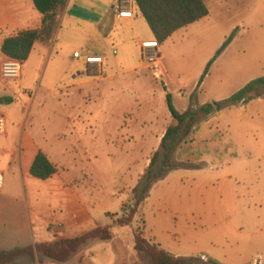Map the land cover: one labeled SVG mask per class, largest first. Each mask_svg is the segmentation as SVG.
Here are the masks:
<instances>
[{
  "label": "rangeland",
  "instance_id": "rangeland-1",
  "mask_svg": "<svg viewBox=\"0 0 264 264\" xmlns=\"http://www.w3.org/2000/svg\"><path fill=\"white\" fill-rule=\"evenodd\" d=\"M89 1L78 0L63 15L53 48L44 54L47 61L27 67L28 78L43 73L45 87L59 89L46 98L51 109H57L58 100L66 101L72 123L63 125L57 110L51 112L57 123L51 130L66 132L72 145L69 176L78 180L74 185L80 182L72 188L55 177V186L34 201L44 221L56 226L66 223L78 197L89 203L93 221L60 234L47 225L49 241L105 225H111L112 238L87 241L64 263L41 257L32 264H150L147 255L134 250V231L148 244L181 257L211 253L223 264H245L261 256L264 262V97L244 105L220 104L264 76V6H256L260 12L249 29L238 27L239 36L214 59L197 87L207 62L233 31L236 23L227 15L239 0H203L209 14L177 30L156 51L136 44L154 40L140 14L134 25H122L114 20V10L106 9L116 0H98L93 8ZM75 51L82 57L75 58ZM88 53L104 56L103 72L90 66L80 78ZM165 88L180 113L193 94L195 106H218L173 156L176 163L202 169L169 171L130 225L121 227L106 213L122 216V205L134 203L131 191L174 123Z\"/></svg>",
  "mask_w": 264,
  "mask_h": 264
},
{
  "label": "crops",
  "instance_id": "crops-1",
  "mask_svg": "<svg viewBox=\"0 0 264 264\" xmlns=\"http://www.w3.org/2000/svg\"><path fill=\"white\" fill-rule=\"evenodd\" d=\"M235 1L234 3H236ZM76 2L78 0H67L65 9L58 17L59 23L63 15ZM96 3H98V0H90V8L96 7ZM259 4L264 6V0H239V4L233 6L234 8L232 7L233 11L228 10L227 16L229 20L232 24L236 23L232 26V29H235L236 32H238V27L241 30L245 28L249 29V25L255 21L254 18L259 15V9L255 10ZM116 5H119L121 10H130L133 16L131 18H121L114 11L112 14L114 20L122 25H134L137 21L135 15L138 12L133 1H112L106 4V9L111 8L113 10ZM131 6L135 9L131 8ZM262 19L261 23L264 25V10ZM40 23L41 14L34 8L31 0H0V47L5 37L14 35L21 30L36 29L40 26ZM239 33L240 31L236 33L231 42L236 36H239ZM55 36L50 48L39 43L35 44L28 59L21 63V75L18 79L5 80L0 76V113L5 117V131L3 134H0V173L3 175V182L0 187V250H9L16 247L29 246L34 243L52 241H49V237L46 234L47 225L48 231L50 229L53 234H60L68 228L86 225L93 221L89 210V203L80 197H78L79 203L70 208V215L66 223L58 226L49 225V221H44V218L37 211L38 202L37 200L34 201L35 196L43 198L44 190L55 186V177L61 179L64 185H73L72 188H77V185L80 183L74 185L73 182H78V180L74 179L72 182V178L69 176L70 166L67 157L71 153L72 145L70 140L67 139L66 132L61 129H57L56 131L55 129H53L54 131L51 130V126L55 127L57 124L52 120L51 112L54 114L57 110L60 122L63 121V125H66V123L70 125L72 123V116L70 110L66 107V101L60 102L58 100L57 109H51L46 103V98L55 92L57 93L59 89H48V87H45L43 73L39 77L37 75V77L31 79L27 75V67L29 65L34 63L40 64L41 62L43 64L46 60L45 55L52 50ZM151 40L153 39L145 38L136 44L140 48L141 42ZM86 56H101L103 62L100 65H94V67H98V70L103 72L104 56L91 53H88L84 57ZM81 57L82 54H80L79 58ZM5 59L6 57L1 53L0 49V67ZM83 64V70L77 73L80 78L85 76L86 69L90 67L85 63L84 58ZM94 79L99 80L96 77L90 79V81ZM6 100L10 101L7 102ZM39 151L44 153L50 163L57 169V172L46 180L36 179L29 173V168ZM205 163L208 166V163ZM143 167L144 164H142L140 169H143ZM57 185H60V183ZM59 237L73 238L57 236L55 239ZM169 253L176 257H181L177 254ZM198 255L212 259L217 264H223L211 253H199ZM257 260H260L259 264H264L261 256L245 264H255ZM20 264L32 263L25 262Z\"/></svg>",
  "mask_w": 264,
  "mask_h": 264
},
{
  "label": "trees",
  "instance_id": "trees-1",
  "mask_svg": "<svg viewBox=\"0 0 264 264\" xmlns=\"http://www.w3.org/2000/svg\"><path fill=\"white\" fill-rule=\"evenodd\" d=\"M34 8L41 14L40 26L36 29L21 30L14 35L5 37L1 43V53L10 59L25 62L35 44L39 43L50 48L57 28L58 17L65 9L67 0H31ZM138 14L143 17L154 35L158 45L163 44L177 30L187 27L203 18L209 11L203 0H132ZM236 30L225 40L216 54L210 59L200 76L197 87L206 76L209 66L233 39ZM165 102L174 123L169 125L161 137L159 148L153 153L148 167L139 177L132 189L133 204L122 205V216L116 213H106V217L118 226L130 225L137 208L144 203L151 188L165 175L174 169L198 168L199 165L180 164L173 160L175 150L186 143L193 127L211 114L213 104L193 105L195 94L190 99L188 108L180 113L171 101V95L164 89ZM264 97V76L249 81L246 85L224 99L220 104H246L253 99ZM9 102L10 100H6ZM158 164L157 169L154 167ZM57 172L44 153L38 152L29 168V173L36 179L46 180ZM111 225L96 226L73 238H56L50 242L34 243L25 247L0 250V264H20V259L26 257L29 262H40V258L49 259L55 263L66 262L80 247L89 240L108 241L112 238ZM134 250L149 257L150 264H217L212 259L203 261L200 258L176 257L157 246L148 244L138 231L133 233Z\"/></svg>",
  "mask_w": 264,
  "mask_h": 264
},
{
  "label": "built area",
  "instance_id": "built-area-1",
  "mask_svg": "<svg viewBox=\"0 0 264 264\" xmlns=\"http://www.w3.org/2000/svg\"><path fill=\"white\" fill-rule=\"evenodd\" d=\"M113 10L117 14L118 17L121 18H131L132 12L130 10H121L119 5H116ZM140 48L142 50L146 49H152L153 51H156L158 48V44L156 41H143L140 43ZM73 56L75 58L80 57L79 52H74ZM84 61L88 66H94V65H100L103 62V58L101 56H86L84 57ZM21 75V63L17 60L6 58L2 63L0 67V76L1 78L5 80H16ZM5 131V117L2 113H0V134H3ZM3 182V175L0 173V187ZM200 259L206 261L207 258L205 256H200ZM259 264L260 260H257L255 264Z\"/></svg>",
  "mask_w": 264,
  "mask_h": 264
},
{
  "label": "water",
  "instance_id": "water-1",
  "mask_svg": "<svg viewBox=\"0 0 264 264\" xmlns=\"http://www.w3.org/2000/svg\"><path fill=\"white\" fill-rule=\"evenodd\" d=\"M213 106H214V108L218 109V106H217V104H215V103H214V104H213Z\"/></svg>",
  "mask_w": 264,
  "mask_h": 264
}]
</instances>
